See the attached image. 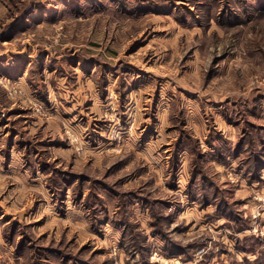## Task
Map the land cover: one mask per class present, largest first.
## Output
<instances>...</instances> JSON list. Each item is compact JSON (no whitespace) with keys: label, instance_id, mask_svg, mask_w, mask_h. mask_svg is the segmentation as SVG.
<instances>
[{"label":"rangeland","instance_id":"obj_1","mask_svg":"<svg viewBox=\"0 0 264 264\" xmlns=\"http://www.w3.org/2000/svg\"><path fill=\"white\" fill-rule=\"evenodd\" d=\"M9 54L0 264H264V0H0Z\"/></svg>","mask_w":264,"mask_h":264},{"label":"crops","instance_id":"obj_2","mask_svg":"<svg viewBox=\"0 0 264 264\" xmlns=\"http://www.w3.org/2000/svg\"><path fill=\"white\" fill-rule=\"evenodd\" d=\"M37 12H38L37 9H33L31 13L34 15V17H36L38 15ZM39 14H41V12H39ZM36 19H37V17H36ZM0 58H2V59H0L1 61H4L2 63L0 62V67H1L0 68V70H1L0 74H2V75L5 74V75L9 76L10 78H13L14 80L19 82L20 84L28 87V89H30L29 87H31L30 86L31 82H30V77H29V73H30L29 68H30V63L32 60H30L26 63H23L20 60L17 61V59H14L13 55H11V54L0 55ZM5 64H7V65L9 64L8 66H10V68L13 67L14 71L11 69L7 70L6 69L7 67H5ZM2 68H4V69H2ZM16 70L19 71V73L14 75ZM7 73H10V75ZM12 74H13V76H11ZM16 76H18V77L15 78ZM30 90H32V89H30ZM5 109L6 108L3 106L0 107V157H1L2 153H4L5 158L10 160L8 163L7 162L6 163L8 165V168L11 169V167L16 166V165H14V163L11 160V158H14L17 155L14 153L16 150L15 144L19 140H20V142H23V141H21L22 136H21L20 131H17V130L11 131V128H14L12 121L9 120L10 116H12V114H13V113H10V112H12L11 107L6 109V110ZM16 116H20V114H17ZM23 127H24V129H27L28 126L24 125ZM17 151L19 152V156H20L21 151L18 149H17Z\"/></svg>","mask_w":264,"mask_h":264},{"label":"built area","instance_id":"obj_3","mask_svg":"<svg viewBox=\"0 0 264 264\" xmlns=\"http://www.w3.org/2000/svg\"><path fill=\"white\" fill-rule=\"evenodd\" d=\"M1 78H3L4 79V81L5 82H7L8 84H10L11 85V81H9L8 79H7V77H5V76H2ZM11 95L13 94L12 92L10 93Z\"/></svg>","mask_w":264,"mask_h":264},{"label":"trees","instance_id":"obj_4","mask_svg":"<svg viewBox=\"0 0 264 264\" xmlns=\"http://www.w3.org/2000/svg\"><path fill=\"white\" fill-rule=\"evenodd\" d=\"M17 73H19V71H18V72H15V74H14V75H16ZM7 74H9V75H10V73H7ZM11 76H13V74H12Z\"/></svg>","mask_w":264,"mask_h":264},{"label":"bare ground","instance_id":"obj_5","mask_svg":"<svg viewBox=\"0 0 264 264\" xmlns=\"http://www.w3.org/2000/svg\"><path fill=\"white\" fill-rule=\"evenodd\" d=\"M9 80V79H8Z\"/></svg>","mask_w":264,"mask_h":264}]
</instances>
